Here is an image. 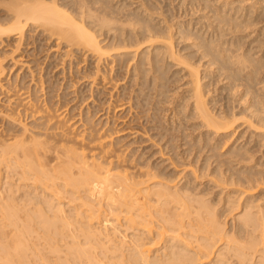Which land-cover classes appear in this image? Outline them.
<instances>
[{
	"label": "bare ground",
	"instance_id": "bare-ground-1",
	"mask_svg": "<svg viewBox=\"0 0 264 264\" xmlns=\"http://www.w3.org/2000/svg\"><path fill=\"white\" fill-rule=\"evenodd\" d=\"M35 32L69 76L92 64L89 97L115 64L138 106L156 89L146 120L184 146L173 173L127 154L95 98L74 121L40 98ZM4 43L0 264H264V0H0Z\"/></svg>",
	"mask_w": 264,
	"mask_h": 264
},
{
	"label": "rangeland",
	"instance_id": "rangeland-1",
	"mask_svg": "<svg viewBox=\"0 0 264 264\" xmlns=\"http://www.w3.org/2000/svg\"><path fill=\"white\" fill-rule=\"evenodd\" d=\"M30 40L31 41L35 40V42L32 43ZM46 40L48 41L49 39L45 35H43L41 33H36V34L33 33V35H31V37L29 38V41H30L29 44L30 45L27 46L28 49L25 47L26 44H23V46H21L22 50H25V51L27 50V53H26L27 56L25 55V57H23L22 60H24V61H27L30 59L31 60L32 59L37 60V63L39 65V66H37L38 67L37 69H35L36 66H32L34 62L30 63L29 65L32 66V68L34 69V73H37V74H35V77H39V75H40V77H42L41 80H43V84H42L43 88L38 93L39 95H41L40 98L43 99L48 105H53L56 108L62 107V109H64L65 112H67V113H65V118L67 119L68 117H72V120L74 121V120H76V118L78 116H83L82 114H84V112H85V106H87L88 104H89V106L92 105V103L89 102V99L92 96L89 97L90 92H89L88 86H87V82H88L87 78L84 77V79H83V77H82L84 75H87V73H86L87 69H92V64H88V68H86L87 67V59L85 60L86 62L83 61L82 59H74L73 63H72V69H71L72 73L69 76L68 70H67V67H68L67 64H68L69 57L67 58V56H62L63 50L60 51L59 49H56V47L54 45V41L52 39H50L49 42H47ZM4 46L6 48L10 47L8 45L6 46V44L4 43L3 46L0 45V49L2 47H3L2 49H6ZM52 46H53V49H52ZM45 56H46V58H45ZM64 57H66V58H64ZM61 59H62V61H61ZM89 61H90V59H89ZM7 64H10V61ZM17 67H19V66L13 67L12 75L17 72V70H18ZM63 67H65V73H64L65 75L64 74L62 75L61 68H63ZM81 68H83L85 71L83 72V69H81ZM117 68L118 67L115 64V67L112 68V69H114V72H112L110 75H109L110 71L108 72L109 76H107L108 79L105 80V82H104L105 84L94 85V87H93V97L92 98L93 99L95 98L97 100V106L96 107L98 110L101 111V112L99 111L98 115L100 113H104V114H102L103 116H100V119L105 116L104 111L107 110L106 108H109V112H108V114H106L107 119L109 121V123L107 122L109 124L108 127H112L114 129L119 130L117 132L118 134L116 133V135L122 138V141L120 144H125V143L129 144L130 143V145H128L126 148V150L128 151V152L126 151V153L128 154L130 152L129 154H132V155L134 154L133 158L135 160L138 158L140 161L145 162V159H147V160L149 159V163L159 162L161 159H163L162 165L163 166L166 165V171H169V173L170 172L173 173V171H172L173 169L171 167V164H168L169 161L166 158L171 157L169 155L171 154L172 151L175 153L184 152L182 149L184 146L181 145L180 147H175L173 150H170L169 148H166L165 146L168 145L169 143H170V145H174V146L178 145L179 143H182L181 141L178 142V140L180 139V135H181L180 131L176 132L175 130L174 131L168 130L167 135L163 138V140H158V137L161 134H163L164 130L159 132L158 131L159 129L154 128L151 125V123L146 120V117H148V115L152 111V105H153L152 103L158 97L156 95V89H155V91L154 90L148 91V89H146L148 91L146 93L149 96V101H147L146 105L138 106L137 102H136V97H135L136 92L134 90V86H132V87L130 86L127 74L125 73V69L123 68L118 72ZM78 71H80V72H78ZM5 72H6V70H5ZM5 72L3 73V77L5 75L3 82L6 81V78L8 77V75H7L8 72H6V74H5ZM62 77H64L63 80H62ZM110 77L112 78V81H110L111 80ZM123 77H124V79H123ZM74 78H75V80H74ZM172 79H174V78H172ZM71 81L75 82L74 87L72 85H70L69 82H71ZM36 83L39 85L38 82H36ZM218 84L215 85V83H213V85L216 88H218L221 92L220 87H223V86H221L219 84V87H218ZM167 85H168V89H170V90H172L175 86V84L173 82H169V83H167ZM214 86H212L210 88L212 89ZM96 87H99L98 90H96ZM101 87H103V88H101ZM218 89H216V92L217 91L219 92ZM72 91H75V92H72ZM42 93H43V95H42ZM109 93H110V96H109ZM217 93H215V94H217ZM223 93H225V92H223ZM168 94L169 95L172 94L174 96L176 93L173 94V91H169ZM219 94L220 93H218V96H220ZM223 96H225V95H223ZM87 97H89V99H87ZM225 100H226V98H225ZM81 101H83V102H81ZM64 103L65 104L67 103V104L65 105ZM120 103L124 104L123 108L116 110L114 107L119 106ZM127 103L129 105H127ZM3 104L4 103H3V99H2L0 101V108L3 106ZM168 105H171V104H168ZM100 108H103V110H101ZM62 109H59V110H62ZM78 112L80 113V115L77 114ZM80 118H82V117H80ZM94 119H96V117ZM103 119H104L103 121L105 122L106 121L105 118H103ZM27 123L29 126L30 122L27 121ZM2 126L3 125H0V131L3 128ZM144 132H147V133H144ZM150 135L155 136V137L152 138ZM171 135L174 136V140H172L171 142L170 141L166 142V140L169 139V137H171ZM160 152H162V154ZM141 155H142V157L140 158L139 156H141ZM162 157H165V159ZM194 157L196 158V155ZM187 162H188V159L185 156H184V158L182 157L181 163L187 164ZM181 166L182 165H177V168H176L177 172L179 171V169H181ZM176 171H175V173H176ZM179 172H181V171H179ZM201 181H205V180H201ZM234 212L235 211H233L232 213H230L226 217H224L225 221H228V223H229L231 220L230 218L234 214Z\"/></svg>",
	"mask_w": 264,
	"mask_h": 264
}]
</instances>
